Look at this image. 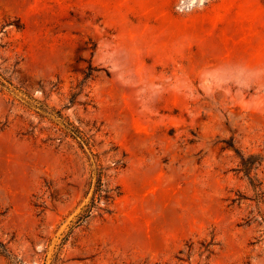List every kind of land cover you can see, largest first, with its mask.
Instances as JSON below:
<instances>
[{
  "label": "rangeland",
  "instance_id": "374dc122",
  "mask_svg": "<svg viewBox=\"0 0 264 264\" xmlns=\"http://www.w3.org/2000/svg\"><path fill=\"white\" fill-rule=\"evenodd\" d=\"M0 209V264H264V0H0Z\"/></svg>",
  "mask_w": 264,
  "mask_h": 264
},
{
  "label": "trees",
  "instance_id": "16d2710c",
  "mask_svg": "<svg viewBox=\"0 0 264 264\" xmlns=\"http://www.w3.org/2000/svg\"><path fill=\"white\" fill-rule=\"evenodd\" d=\"M87 81V79H84L82 81V84L84 85L85 82ZM23 84H26V81H22ZM23 86V85H22ZM75 133H81L80 129H74ZM86 138V137H85ZM84 140L89 143V139L86 138ZM242 163H243V169L246 172H250L251 170V166L248 160H246L244 157H242ZM106 173L100 169L99 171V175L97 178V182L95 185V190L94 193L92 195L91 198V203L90 205L85 209L84 213L79 217L78 221H77V225H79L80 223H82L83 221H86L89 217H91V215L94 213V211H99V213H101V215L103 213H110L112 211V205L114 203L115 197L117 195H119L121 193L120 191V187L119 186H113L111 184L110 181H108L107 179H105ZM46 185H47V192H50V198L51 200H58L57 195L55 194V185L53 184V181H47L46 180ZM46 193L41 194V195H35L36 196V200L34 201V206L37 209H40V213L41 212H45L48 207H49V203H48V199L45 196ZM103 202L104 205H102L101 203ZM7 211L6 210H2L0 209V222L1 220L6 216ZM213 244V242L210 241V243H208V251L210 253H213V249H211V245ZM189 246V251L186 252L187 256H191L192 254V248H193V243L190 242L188 244ZM180 252L182 253L183 250H180ZM11 254V250L8 246L7 242H3L0 241V255H4V256H9L10 257ZM180 259H185V257H179ZM10 263L11 264H22L23 263V259L19 258L16 255L11 256L10 258Z\"/></svg>",
  "mask_w": 264,
  "mask_h": 264
}]
</instances>
